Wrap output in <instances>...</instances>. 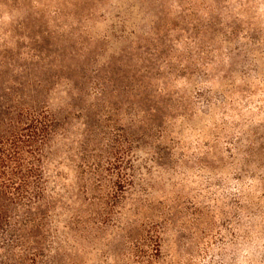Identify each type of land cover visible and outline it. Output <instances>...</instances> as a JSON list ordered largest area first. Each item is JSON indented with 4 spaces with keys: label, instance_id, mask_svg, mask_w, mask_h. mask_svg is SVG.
<instances>
[{
    "label": "rangeland",
    "instance_id": "obj_1",
    "mask_svg": "<svg viewBox=\"0 0 264 264\" xmlns=\"http://www.w3.org/2000/svg\"><path fill=\"white\" fill-rule=\"evenodd\" d=\"M7 4L0 82L54 116L37 263L264 264V0Z\"/></svg>",
    "mask_w": 264,
    "mask_h": 264
},
{
    "label": "trees",
    "instance_id": "obj_2",
    "mask_svg": "<svg viewBox=\"0 0 264 264\" xmlns=\"http://www.w3.org/2000/svg\"><path fill=\"white\" fill-rule=\"evenodd\" d=\"M2 7H9L7 0H0ZM14 84L0 82V264H38L36 240L44 239L34 231L47 232L42 212L55 209L53 198L59 203L56 194H49L42 154L54 116L33 96L12 95Z\"/></svg>",
    "mask_w": 264,
    "mask_h": 264
}]
</instances>
